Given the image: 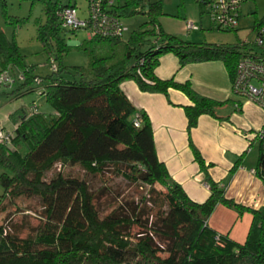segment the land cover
Returning <instances> with one entry per match:
<instances>
[{"label": "trees", "instance_id": "1", "mask_svg": "<svg viewBox=\"0 0 264 264\" xmlns=\"http://www.w3.org/2000/svg\"><path fill=\"white\" fill-rule=\"evenodd\" d=\"M196 1L202 13L207 0ZM139 2L122 1L119 19L134 13L148 14L152 27L136 28L126 39L91 35L78 45L87 57V65L76 66L73 71L60 61L67 47L58 35L56 16L61 7L72 2H45L46 20L38 23L37 37L48 51V61L54 62L55 57L59 65L55 64L56 69L44 77L33 75L14 40H8L0 29V71L7 67L21 71L24 79L17 81L19 88L35 84L51 109L49 113L38 111L37 105L31 113L18 109L10 116L16 117L15 127L6 129L11 134L9 145H0V213L7 205L14 207L17 198L35 199L40 209L33 226L27 222V215L12 227L0 225V264H264L262 146L255 174L263 184V204L246 208L226 197L225 190L211 179L209 165L188 138L193 158L209 187L208 197L195 202L157 158L147 114L137 111L120 88L122 81L132 80L143 92L163 94L169 104L168 90L180 91L191 102L181 106L189 133L200 115L219 118L218 105L229 100L218 102L205 97L189 81L156 77L154 69L159 58L172 53L179 66L221 61L232 81L243 50L239 43H196L165 33L156 23L161 1L140 2L136 10ZM209 23L210 29L214 28ZM52 39L57 50L54 57L49 52ZM135 119L139 120L138 126L134 125ZM55 163L79 166L86 175L104 182L108 174L118 175L139 189L149 187L153 194L156 185L162 190L155 194L158 198L152 199L151 206L145 193L136 200L120 198L119 192L112 197L106 182L92 189L85 178L61 170L46 178L45 173ZM109 196L114 206L102 211L101 202ZM219 204L236 209L238 214L250 212L251 222L243 242L209 226V217ZM16 209L22 214L28 212ZM26 226L30 227L28 233L19 235Z\"/></svg>", "mask_w": 264, "mask_h": 264}, {"label": "rangeland", "instance_id": "2", "mask_svg": "<svg viewBox=\"0 0 264 264\" xmlns=\"http://www.w3.org/2000/svg\"><path fill=\"white\" fill-rule=\"evenodd\" d=\"M68 1L69 0H0V29L8 40H14L25 65L32 69L33 75L44 77L52 70L51 63L48 61V51L43 47L41 41L37 37L38 23L43 24L46 20L45 2L51 4L56 2L58 4H66ZM75 1L80 7L79 15H84V0ZM143 1L147 0H140V2ZM160 1L161 14L157 15L156 23L165 33L173 34L175 33L174 31H183V29H185V21H189L196 27V29L193 30L200 31L202 28V33L205 37L200 35V42L208 44L236 45L245 39L252 41L254 38L255 26L259 22L262 24L261 20H264V0H247L242 4L237 31L210 29L206 5H203L204 11L201 13L202 9L196 0ZM140 2L137 4L138 7L136 6V10L139 9ZM122 21L125 25V30L122 34L123 39H126L130 32L136 28L145 27L149 29L152 27L148 14L134 13L130 16L123 17ZM57 23L59 27L58 35L63 39L67 47L61 55V64L70 71H73L76 66H86L87 57L82 48L78 46L82 45L86 40L85 32L83 30H78L73 33L68 29L62 28L59 22ZM251 28L252 31H250ZM49 50L53 57L57 54L55 40L53 39L50 41ZM53 60L58 66L59 61L55 59V57ZM18 82L12 83L10 86L6 87L0 86V118L5 116L8 112H16L18 109L27 110L33 103L37 105L38 111H50V107L46 104L44 96L38 92L35 84L19 88ZM233 98L235 97L233 96ZM241 102L244 106L243 111L244 115L246 114V118L250 119L251 117V124H258V119L262 116L261 111L251 106L246 100H241ZM228 103L233 105L234 101L223 102L221 104L222 106H219L220 110L217 109V111L221 114L227 113L232 109ZM232 113L237 114L238 112L233 111ZM236 124L243 126L239 120L236 121ZM250 143L251 145L247 148V158L245 156L246 161L244 162L243 169V178L245 179L243 180L248 181V179L252 178V184L249 186L244 185L245 189L242 191L239 189L237 192L234 191V186L238 185L234 184L233 186V183L229 184V193L231 195L235 194L237 198L241 200L244 197L251 203L258 205L259 208L263 204V185L259 179L257 180L254 173H250V169L253 168L256 163L258 142L256 139H252ZM24 150V148H21V152H24ZM60 170L65 174L85 178L92 189L106 182L105 185L112 190V197L116 196L117 192H119L121 194L120 198L123 197V199L128 200L133 198L136 200L140 193H145L149 206L153 204L152 199L158 198L155 194H158L157 192L162 190L160 186L156 185V192L153 194L149 190V187L139 189L136 185L127 182L122 176L118 175L108 174L109 179L104 182L97 176L86 175L79 166H62L60 163H55L52 168L45 173V177L49 178ZM2 171L3 169L0 167V173H2ZM231 177L229 176L225 180L226 185L230 182ZM247 183H249V181ZM1 194L2 188L0 186V195ZM110 197L111 196L107 197L106 200L104 198L101 202L102 211L106 212L114 206L115 201H111ZM232 199L235 203H239L246 208H251V206L244 205L235 198ZM248 201L245 202L248 203ZM15 202L16 204L14 207L11 204L7 205L6 211L1 212L0 225L6 227L10 225V227H12V224L23 220V217L26 215L28 217L27 222L32 224V226L35 225L38 221L37 214L40 213L38 202L35 199L25 198H17ZM220 205L221 204H219V206ZM16 207L27 209V214H22V211L16 209ZM250 217L251 214L247 210H243L238 214L236 209L221 205L219 209L213 210L208 221L209 224L217 230H230L235 241L241 243L246 237L248 225L250 224ZM29 228L28 226L26 229H22L23 231L20 232L19 235L25 236Z\"/></svg>", "mask_w": 264, "mask_h": 264}, {"label": "crops", "instance_id": "3", "mask_svg": "<svg viewBox=\"0 0 264 264\" xmlns=\"http://www.w3.org/2000/svg\"><path fill=\"white\" fill-rule=\"evenodd\" d=\"M174 32V35L189 42L201 43L199 36L205 37L202 28L200 31L183 29V31ZM154 74L160 79L172 77L179 83L189 81L197 93L218 102L227 100L232 102L235 99L231 93V81L221 61L190 63L179 66L178 59L172 53H166L159 58ZM120 88L137 111H144L147 114L153 131L157 158L165 165L171 178L182 187L191 200L198 203L203 202L209 195V187L204 174L199 170L198 164L193 158L188 138L200 151L205 164L209 165L207 167L208 175L214 182L218 183L219 187L225 190L226 197L235 198L242 204L251 206V208H258V205L251 203L244 197L241 200L235 194L231 195L229 184L238 185L234 186L236 192L239 189L244 190V185L252 184V178L248 179L249 183L243 180L245 179L243 178L244 162L246 161L247 148L251 145L250 142L252 139H256L254 132L261 126L263 114L260 119L257 118L258 124L253 125L250 122L251 117L249 119L246 118V114L244 115L242 102L240 109H235L231 103H228L232 109L225 114L217 111L222 106L218 105L216 114L219 118L205 114L200 115L196 126L191 128L188 133L187 119L181 106L190 105L191 102L180 91L168 90V99L172 103L169 104L163 94L143 92L132 80L122 81ZM247 102L261 111L252 102ZM233 111L238 112V115L232 113ZM49 112L51 109L45 111V113ZM13 113L8 112L0 118V124L7 130H12L15 127L14 120L16 117H10ZM237 120L241 121L243 126L237 125ZM257 142L256 163L260 149L259 141L257 140ZM256 163L250 169V173H254L255 176ZM234 164L235 166L238 165L236 169L233 168ZM229 176L232 177L226 185L225 180ZM259 181L261 182L260 179ZM220 206L217 205L215 210L219 209ZM209 226L212 227L210 224ZM215 230L220 233L227 232L228 236L235 241L230 230Z\"/></svg>", "mask_w": 264, "mask_h": 264}, {"label": "built area", "instance_id": "4", "mask_svg": "<svg viewBox=\"0 0 264 264\" xmlns=\"http://www.w3.org/2000/svg\"><path fill=\"white\" fill-rule=\"evenodd\" d=\"M124 0H84V15L80 16V7L75 0L70 6H63L57 11V18L62 28L70 31L83 30L86 38L95 35L101 38L122 37L125 25L119 19L118 11ZM247 0H207L209 20L214 28L220 30H234L238 26V17L242 4ZM186 30L196 29L192 22H185ZM252 41L245 39L240 48L243 53L235 68V76L231 81V93L234 99V108L240 109L241 100L252 102L262 111L261 126L254 132L264 151V23L254 29ZM52 70L56 69L51 61ZM7 67L0 71V86H10L17 81H23L21 71H14ZM39 84V80H35ZM40 90V89H39ZM38 92L40 93V91ZM36 110L32 104L27 112ZM138 117V115H137ZM139 125V120H134ZM10 132L0 124V145H9ZM253 172V171H252ZM217 238V237H216Z\"/></svg>", "mask_w": 264, "mask_h": 264}]
</instances>
